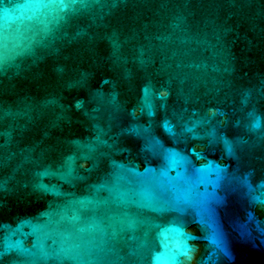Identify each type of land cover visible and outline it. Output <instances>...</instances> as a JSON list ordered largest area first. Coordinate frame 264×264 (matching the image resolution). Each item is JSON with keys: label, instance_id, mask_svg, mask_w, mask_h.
Wrapping results in <instances>:
<instances>
[{"label": "water", "instance_id": "water-1", "mask_svg": "<svg viewBox=\"0 0 264 264\" xmlns=\"http://www.w3.org/2000/svg\"><path fill=\"white\" fill-rule=\"evenodd\" d=\"M0 264H264V0H0Z\"/></svg>", "mask_w": 264, "mask_h": 264}]
</instances>
